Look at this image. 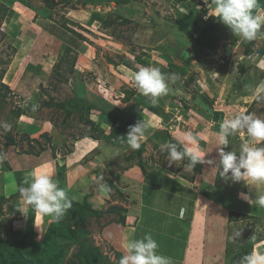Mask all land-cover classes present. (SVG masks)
Masks as SVG:
<instances>
[{
    "label": "rangeland",
    "instance_id": "374dc122",
    "mask_svg": "<svg viewBox=\"0 0 264 264\" xmlns=\"http://www.w3.org/2000/svg\"><path fill=\"white\" fill-rule=\"evenodd\" d=\"M46 1L0 0V7L3 3L8 7L2 17L0 14V73L2 67L6 68L0 79L12 90L3 102L0 100V122L12 126L11 131L0 128V147L8 159V164L3 163L0 169L1 192L5 196L0 239L6 240L10 234L18 239L20 232L31 229L42 233L43 226L54 220L37 214L31 206H24V213L17 209L23 204L19 188L25 186V174L19 170L25 164L32 163V168L40 162L35 170L26 171V177L33 171L51 173L70 198L100 212L86 214V245L101 249L106 256L101 264H118L117 253L124 255V250L114 248L108 236L122 235L123 213L111 209L120 199L124 204V194H118L120 186H116L117 191L110 189L109 181L118 185L131 169L146 174L147 170L164 168L183 177L191 189L201 185L208 197L206 208H214L208 238L198 237L192 246V253L204 255L205 264H239L241 258L233 263L232 257H243L244 249L251 248L250 253L264 252V208L240 212L242 205L248 203L240 193L254 199L255 195L264 194V184L225 181L218 168L209 164L198 163V171H188L186 158L169 166L168 153L160 149L161 144L169 142L168 133L178 141L183 133L191 131L197 136L205 159L218 162L216 133L223 119L240 112L264 119V100L258 101L252 94V90L264 84V36L251 42L234 36L217 17L209 16L214 10L210 0H202L204 6L198 0L185 4L181 0H53L54 6L48 9ZM206 7L208 12H204ZM253 15L264 22V0H257ZM209 25L219 34L213 47L204 44L202 30ZM260 32L264 33V26ZM183 49L191 55L181 53ZM62 55H66L64 60L60 59ZM69 59H75L73 70ZM3 60L8 62L3 65ZM149 66L177 77L175 82H169L167 94L155 106L131 82L136 71ZM78 100L90 105L89 112L72 110ZM18 107L23 110L20 116L14 112ZM83 114H88L96 125L89 124ZM139 121L146 125L141 138L143 148L131 149L126 139V146L121 145V135L126 136L129 126ZM116 124L120 137L111 134ZM9 133L18 144L6 148ZM108 136L118 141L110 143ZM246 142V134L231 136L225 151L238 153ZM34 155L39 160H31ZM85 166L89 168L90 181L80 187L78 180L84 172L80 175L78 168ZM95 173L97 181L104 178L101 182L107 183L110 191H101L97 182H91ZM149 181L153 187L147 200H158L156 204L163 211L173 207L171 192L175 184L166 190L157 179L151 177ZM156 188L168 193L166 197L161 195L163 201L159 200ZM231 211H236L233 219H229ZM154 212L146 207L143 228L138 232L140 239L150 233L161 254L168 253L167 257L180 263L183 256H170L172 240L168 227L174 219L166 218L159 210ZM202 213L203 208L199 207L196 218L203 222ZM63 218L68 221L72 216L67 212ZM181 222L184 228L189 224L187 220ZM238 231L241 235L233 239ZM183 237L182 244L187 246L190 238ZM79 248L77 242L66 244L67 258ZM193 259L188 258V264H194Z\"/></svg>",
    "mask_w": 264,
    "mask_h": 264
},
{
    "label": "clouds",
    "instance_id": "9594fccd",
    "mask_svg": "<svg viewBox=\"0 0 264 264\" xmlns=\"http://www.w3.org/2000/svg\"><path fill=\"white\" fill-rule=\"evenodd\" d=\"M210 3L214 10L209 16L217 17L242 41L251 42L258 36H264V33L260 32L264 22L253 15L257 0H210ZM207 18L206 16L205 19ZM176 79L174 73L165 74L159 67L149 66L136 71L131 82L133 88L155 106L159 98L167 94L169 82H175ZM252 94L256 100H264V84L252 90ZM36 107H33V111ZM11 127L7 122H0V128L4 131H11ZM145 129L146 125L142 121L129 126L125 137L131 149L141 147ZM237 134H246L248 142L242 144L238 153L225 151L229 145V137ZM216 138L218 162L214 159H205L206 155L198 147L199 140L191 131L183 133L176 143L169 141L161 144L160 149L168 153L169 166L187 158L188 171H193L198 163L209 164L218 168L219 176L225 181L264 184V119L245 112H240L234 117H226L219 125ZM103 179L100 177L97 181L100 190L110 191L107 183L101 182ZM23 185L25 186L19 188L23 204L17 208L22 213L24 206H31L37 214L60 222L72 208L75 198H70L67 192L58 186L51 173L33 171L25 177ZM240 197L250 204L254 203L257 207L264 208V194L255 195L252 199L247 193H240ZM240 235V231L236 232L233 239ZM124 247L126 254L121 256L119 264H172L169 257L158 253V243L150 233H146L142 239H128ZM239 264H264V252L254 250L241 257Z\"/></svg>",
    "mask_w": 264,
    "mask_h": 264
},
{
    "label": "trees",
    "instance_id": "16d2710c",
    "mask_svg": "<svg viewBox=\"0 0 264 264\" xmlns=\"http://www.w3.org/2000/svg\"><path fill=\"white\" fill-rule=\"evenodd\" d=\"M191 1H197V0H181V2H183L184 4L189 3ZM46 2L48 4L46 7L47 9L49 7L51 8V6H54L55 4V1L53 0H48ZM198 4L204 6V1L198 0ZM47 9H44V11L47 12ZM7 10H8L7 5L3 3L0 7L1 17L6 13ZM204 12H208L207 7L204 8ZM202 31H203V36L205 38L204 44L213 47L214 42L219 37V34L214 33L212 25H209L208 27L204 28ZM77 35L83 38L82 34L78 33ZM15 49L16 48H14L13 50ZM181 53L186 54V56L191 55L188 49L187 50L183 49ZM64 56L66 55H62L60 59L64 60ZM6 60L2 61L3 65L8 62ZM68 62L71 70H73L75 65V59L72 60L69 59ZM5 71L6 68L2 67L0 73L1 77ZM8 92H12L11 87L9 86V84L2 82V80L0 79L1 102L4 101ZM62 106L65 105L62 104ZM84 106L87 108H85ZM72 110L78 112H83L85 110L89 112L90 105L86 104V102L83 100H78L73 103ZM14 112L17 116H20L23 113V110L21 107H18ZM83 115H84L83 118H85L86 116V121H88L89 124H95L92 120L88 118V114L86 115L83 114ZM117 126L118 124H116L114 127L111 128L112 135L116 134ZM124 126L127 128V125ZM116 135L120 137L118 134ZM167 136L168 138H170L169 140L170 142L173 143L177 142L169 133ZM116 139L117 138L116 137L114 138L113 136H108V138H106V140H108V142L110 143L117 142L118 140ZM125 139H126L125 134L123 133L121 135V138L119 139L121 143L123 142L121 144L123 146H126ZM17 144L18 141L16 140L15 136L9 133L7 135V140L5 142V147L8 148L12 145H17ZM141 148H143V146H141ZM0 157H3L2 159H0V169H1V167H3L2 166L3 163L8 164L6 153L3 152V149L1 147H0ZM140 164H142V162H140ZM198 168L199 167L195 166L194 169L198 171ZM189 179L192 180L193 177H190ZM4 201H5V196L1 192V186H0V214H2L3 212ZM111 211L114 212L123 211V208L116 206L113 209H111ZM67 212L69 213V215L72 216L71 219L65 221L63 220L64 218H62L60 222H56L55 220H52L48 225L43 226L42 233H38L36 230L31 229L20 232L19 233L20 238L18 239H14L11 234L6 240L0 239V264H101V262L106 256L103 255V252L98 246L90 245V244L88 246L86 245L87 239H85L84 233L86 234L87 230L83 225L86 220V214L100 215L101 213L92 210L85 203H80L74 200L72 203V208L69 209ZM235 212L236 211L230 212L229 219H233V216L236 214ZM244 216L247 217L246 215ZM121 224L123 225L125 224V218H122ZM76 225L79 226V228H77ZM76 242L79 243L80 248L76 252H74L70 258H67L65 252L66 244H70V243L76 244ZM250 249L251 248L244 249V252L248 254L250 253L249 252ZM245 253L244 255H246ZM117 254L118 257L121 258L122 253L118 252ZM242 255L243 254H236V256L232 257V262L233 263L237 262L242 257ZM106 263L108 264V262Z\"/></svg>",
    "mask_w": 264,
    "mask_h": 264
},
{
    "label": "crops",
    "instance_id": "0c3cea01",
    "mask_svg": "<svg viewBox=\"0 0 264 264\" xmlns=\"http://www.w3.org/2000/svg\"><path fill=\"white\" fill-rule=\"evenodd\" d=\"M31 160H39V156L38 155H34V159L31 158ZM40 165V162L38 163ZM38 164H33L32 168L30 164H25L24 167L19 170V172L22 171L23 174H25L26 177V171L27 170H35L36 167L38 166ZM79 165V164H77ZM13 166V165H12ZM89 166V165H88ZM99 168V167H98ZM152 169L155 167H151ZM78 172H80L79 174L81 175V173L84 172L83 178L79 179L78 176V184H80V187H84L87 186L86 184H88V182L90 181L89 178V168L87 166L83 167V169L78 168ZM86 173V174H85ZM157 173V174H156ZM174 172H171L168 169L163 168V170H157V171H149L147 170V173L144 174L142 170H138V169H134V170H129L126 175H123L124 178H122L121 180H119V184H115L112 183L111 181H109L110 189H115L116 191L118 190L116 188V186H120L119 192L123 193V201L124 204L121 203V199L119 201V203L116 205L117 207H122L123 208V217L125 218V224L121 225L122 226V235L120 238H116L115 235L110 234L108 237L111 238V243L114 246V248H120V250L122 249V251L124 250V254H126L125 252V243L128 239L133 238V239H140L138 232L139 230H142V222H143V218L144 215L146 214V207L150 209L151 213H154V210H159V213H162L163 216H165L166 218H173L174 220H172V223L170 224V226L168 227L169 231L171 232L170 235V239L172 240L170 243V256L173 257H177L179 255H181V257L183 256L184 260L181 261L180 263H175V261H173V258L170 259L172 264H188V258H194L193 259V263L194 264H205V260L206 258H204V255L201 256V252L200 253H192L193 250V245L195 240L200 237L201 239H205L208 238V233L211 232L210 227L208 226V223H211L214 218V214H213V209L208 210L206 208L207 203L205 202V200H207V195L206 193L202 192V188L201 185L200 187L196 188V189H191L190 187H187L186 184L183 181V177L181 178L179 175H176L174 173V175L172 174ZM179 176V177H177ZM196 176V175H195ZM153 177L155 178V180L157 179L158 184H162L163 186L166 187L167 189H170L169 186H173V184H175L174 186V190L171 192V197H174V205L173 207H169L166 211H163V208L160 206H157L156 202L158 203V200L155 202L153 200H150V198H148V192L150 191V189H152L153 187V183L150 180V178ZM134 178V179H133ZM81 180V181H80ZM91 182L95 183L97 182V175L96 173L93 174V177L91 178ZM163 180V181H161ZM169 180V181H168ZM146 182V183H145ZM150 182L152 185L150 186V184L148 183ZM85 183V184H84ZM16 184V183H15ZM112 184V185H111ZM180 185V187H176ZM255 185V184H254ZM93 186V185H92ZM182 186L184 187V189H182ZM108 187V186H107ZM139 187H141V189L139 190ZM93 189H96L93 187ZM98 189V188H97ZM132 191L134 190V193L129 192V190ZM97 193V190H95ZM156 191L159 193L160 195V199L159 200H164L165 198H162L161 195H163L164 197H166V195L168 193H164L160 190V188H156ZM155 191V192H156ZM153 192V191H151ZM155 192L153 193L155 195ZM97 196H102L100 193H97ZM99 197V198H100ZM204 197V202H202ZM102 199V197H101ZM151 207H154L155 209H151ZM199 207L203 208V222L202 220H200V218H196L197 217V210ZM257 208V206L253 203H247V204H243L242 208L243 211H240L242 213H247L248 211H252L254 210V208ZM184 212L183 216L180 214L181 212ZM116 212V211H115ZM218 213V210L216 211ZM188 214V215H187ZM187 220V222L189 223L188 226L186 228H184L183 226V222ZM178 223V225H175V227H173L174 224ZM164 223V221H163ZM120 225V224H119ZM203 226H205V229H203ZM223 226V224H222ZM142 227V228H141ZM147 231V227L144 228ZM156 231H159V228H157ZM162 231V230H160ZM147 233V232H146ZM145 233V234H146ZM102 235H104V237L106 238L107 234H105V232L103 231V233H101ZM214 236L218 237V234L216 232L213 233ZM189 237V241H188V245L185 246L183 245V240L184 237ZM211 236V235H210ZM182 240V241H181ZM204 241V240H202ZM222 241H224V239L222 238ZM207 244V243H206ZM160 245V243H159ZM192 247V248H191ZM177 250H179V254H177ZM206 251V249L204 250ZM161 249L160 247H158V253L161 254ZM163 252L161 255H164L167 257L168 253ZM210 264V263H208ZM216 264H218L216 262Z\"/></svg>",
    "mask_w": 264,
    "mask_h": 264
}]
</instances>
